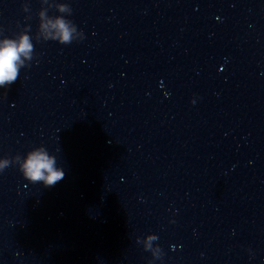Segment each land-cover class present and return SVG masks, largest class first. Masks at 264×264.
I'll use <instances>...</instances> for the list:
<instances>
[{"label": "water", "instance_id": "95a60500", "mask_svg": "<svg viewBox=\"0 0 264 264\" xmlns=\"http://www.w3.org/2000/svg\"><path fill=\"white\" fill-rule=\"evenodd\" d=\"M57 18L70 44L45 38ZM22 35L0 264H264V0H0V40ZM39 145L51 188L18 171Z\"/></svg>", "mask_w": 264, "mask_h": 264}, {"label": "clouds", "instance_id": "9594fccd", "mask_svg": "<svg viewBox=\"0 0 264 264\" xmlns=\"http://www.w3.org/2000/svg\"><path fill=\"white\" fill-rule=\"evenodd\" d=\"M43 28L46 39L51 38L65 45L72 42L76 33V28L63 18H57L54 22L49 21L43 25ZM79 36L81 40L85 39L83 32L79 33ZM32 47L28 35H22L18 39L0 40V90H6L18 80L20 70L25 67V61L31 59ZM196 102L195 98L191 101L193 105ZM6 166V162H0V170ZM18 171L29 184H39L44 188L54 187L65 177V168L57 154L50 152L43 145L35 146L27 151ZM169 223H175V220H170ZM146 240L147 247L151 248L158 237L149 234ZM136 243L138 244L139 240ZM249 253L252 254L251 249Z\"/></svg>", "mask_w": 264, "mask_h": 264}]
</instances>
